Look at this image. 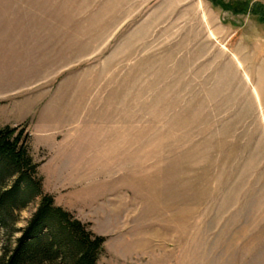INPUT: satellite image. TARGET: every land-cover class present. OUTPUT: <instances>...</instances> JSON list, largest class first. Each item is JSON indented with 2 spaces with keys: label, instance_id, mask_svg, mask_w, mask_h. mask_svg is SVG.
I'll list each match as a JSON object with an SVG mask.
<instances>
[{
  "label": "rangeland",
  "instance_id": "1",
  "mask_svg": "<svg viewBox=\"0 0 264 264\" xmlns=\"http://www.w3.org/2000/svg\"><path fill=\"white\" fill-rule=\"evenodd\" d=\"M239 2L264 6L0 0V126L97 264H264V23Z\"/></svg>",
  "mask_w": 264,
  "mask_h": 264
},
{
  "label": "trees",
  "instance_id": "2",
  "mask_svg": "<svg viewBox=\"0 0 264 264\" xmlns=\"http://www.w3.org/2000/svg\"><path fill=\"white\" fill-rule=\"evenodd\" d=\"M221 6L232 14L249 10L264 23V6L241 2ZM40 164L31 154L30 136L23 126H0V232L5 238L0 264H97L105 237L93 233L89 223L44 191ZM36 199L25 226L17 228L19 213Z\"/></svg>",
  "mask_w": 264,
  "mask_h": 264
},
{
  "label": "crops",
  "instance_id": "3",
  "mask_svg": "<svg viewBox=\"0 0 264 264\" xmlns=\"http://www.w3.org/2000/svg\"><path fill=\"white\" fill-rule=\"evenodd\" d=\"M49 193V192H48ZM50 194V193H49ZM55 202H56V200H55ZM56 204H57V202H56ZM57 205H59V204H57ZM59 206H61V205H59ZM63 207V206H62Z\"/></svg>",
  "mask_w": 264,
  "mask_h": 264
}]
</instances>
